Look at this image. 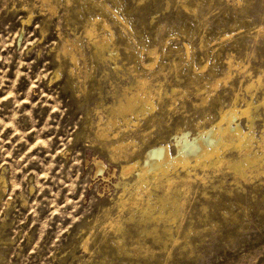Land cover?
<instances>
[{
	"label": "rangeland",
	"instance_id": "obj_1",
	"mask_svg": "<svg viewBox=\"0 0 264 264\" xmlns=\"http://www.w3.org/2000/svg\"><path fill=\"white\" fill-rule=\"evenodd\" d=\"M250 101L263 142L264 0H0V264H264V142L136 181Z\"/></svg>",
	"mask_w": 264,
	"mask_h": 264
},
{
	"label": "bare ground",
	"instance_id": "obj_2",
	"mask_svg": "<svg viewBox=\"0 0 264 264\" xmlns=\"http://www.w3.org/2000/svg\"><path fill=\"white\" fill-rule=\"evenodd\" d=\"M136 104L137 97L136 94H133L126 99L125 103H121L118 106L117 111L119 113L134 112L136 110ZM251 105V101L246 102L244 107L237 108V106L233 104L231 108L221 110L218 120L212 122L208 127L197 132L195 135L189 136L187 132L182 133L180 137L175 140L177 155L173 159H171L166 145H156L151 147L145 153L143 165L136 170V181L138 180L142 183L145 174L148 172H151L154 175L160 173L164 174L168 170L169 165L173 162L180 164L183 170H187L191 162H194L193 166H195L202 163L204 164L213 157L220 159L221 157L217 154L218 146H233L240 151L243 158L238 162H234L233 167L236 171L242 174L244 163H254L260 157L257 153H251V146H259V149H261L260 144H263L264 142H260V138L259 140H256L249 131H244L236 121L238 111L240 114L247 115V121L251 122L252 116L249 114ZM262 149L261 151L263 152L264 149ZM133 168L134 165H128L123 167V171L126 173ZM167 181L169 183L171 182L170 180Z\"/></svg>",
	"mask_w": 264,
	"mask_h": 264
}]
</instances>
